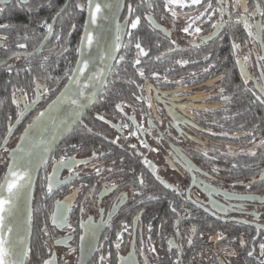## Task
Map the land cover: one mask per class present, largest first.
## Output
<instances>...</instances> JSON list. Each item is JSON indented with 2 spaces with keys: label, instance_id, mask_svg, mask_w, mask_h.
<instances>
[{
  "label": "flooded vegetation",
  "instance_id": "1",
  "mask_svg": "<svg viewBox=\"0 0 264 264\" xmlns=\"http://www.w3.org/2000/svg\"><path fill=\"white\" fill-rule=\"evenodd\" d=\"M14 2L20 3L18 8L29 16L31 11L44 8V4L33 8V0H0V24L8 25L0 29V35L8 36L7 41H0V70L8 72L16 70L21 60L38 54L53 34L48 33L43 21L38 25L42 29L43 45L39 47L40 42L36 52L18 49L17 43H24L27 35L14 34L16 25L2 21ZM151 2L153 23L150 24L143 18L148 11L143 0H125L120 23L126 27L136 15L142 19L137 29L124 31L120 47L132 51L136 59L150 60L153 72L158 75L151 74L150 79L137 86L135 101L116 103L121 108L115 106L114 113L90 112L95 120L101 121L97 125L102 131L99 136L112 147L53 151L41 169V187L37 193L38 210L43 216L40 249L33 255L28 246L24 264H43L50 253L55 264H80L82 260L84 264H101V256L105 258L102 264H128L130 259L134 264H264V252L260 249L264 243V144L260 143L264 141V104L252 102V92L260 94L256 77L264 67L256 66V56L264 54V34L245 45L247 33L241 24L234 22L243 9L233 11L229 6L231 21L227 14L203 17V22L198 24L202 28L201 36L213 31L212 23L220 19L229 22L211 39L201 41L199 36H189L181 29L188 16L194 18L203 7L178 9L181 16L173 26L163 0ZM212 3L214 8L220 6L216 0ZM228 3L231 5V0ZM129 4L134 9L131 17ZM256 4L247 0L248 11H254ZM162 16L165 18L161 19ZM253 19L260 21L261 16L257 13ZM234 39L241 44L239 56L250 53L245 71L252 78L247 85L235 63ZM137 40L147 56H137ZM169 47H174V51L168 52ZM13 52H18L19 58ZM205 56L209 59L205 60ZM180 59L189 63L176 64ZM259 63L264 66V61ZM32 87L35 92L36 84ZM16 89H23V93L15 91L20 110L29 101L24 94L29 87ZM221 95L229 100H222ZM136 96L142 99L137 100ZM41 98L33 97L36 102L23 113L12 135L20 136L25 125L40 112L37 108ZM125 124L128 126L123 127ZM9 141L0 151L11 148L18 140L12 146ZM61 156H73L88 163L78 164L75 169L78 177H72L70 183L62 186L54 185L48 193L46 177L53 172L54 160ZM96 168L101 169L99 175ZM58 175L63 180L69 175L68 169H60ZM141 179L143 184L139 182ZM65 197L69 198L65 203L71 206L67 214L71 228L56 226L51 219L56 201H64ZM159 202L165 203L169 211L167 232L154 238L156 231L152 223L159 217L151 215L148 219V210ZM125 225L127 231H123ZM90 226H95L94 235L89 231ZM45 228L47 235L42 232ZM118 232L120 241H116ZM188 239L192 240L191 245ZM117 242L119 248L115 246Z\"/></svg>",
  "mask_w": 264,
  "mask_h": 264
},
{
  "label": "snow or ice",
  "instance_id": "2",
  "mask_svg": "<svg viewBox=\"0 0 264 264\" xmlns=\"http://www.w3.org/2000/svg\"><path fill=\"white\" fill-rule=\"evenodd\" d=\"M147 4V9L143 14V18L147 20L150 24L153 23V17L151 13V9L153 8V3L151 0H143ZM217 4H219V7H213L212 0H207V3L204 2V0H163V8L166 12L170 13L172 17L173 26H175L176 22L181 16V12L179 10L184 9H191L196 7H203V11L199 12L198 15H196L194 18L191 16H188V20L184 27H182L181 31L189 36H199L201 41L209 40L212 38V36L219 32L226 23L231 21L233 19L232 12L228 11V7L231 6L233 11L237 8H242L243 11L239 13V15L235 16V23L241 24L243 26L244 31L247 33L248 39L244 41V44L246 45L249 40H257L262 38V34H264V11H261L260 4L257 3L255 6L254 11L249 12L247 7V0H231V5H229L228 0H216ZM78 9L87 8L88 10V19L85 21V32L80 37V43L84 47H91L96 41V36L92 31L88 30L89 25H96L98 18L102 16V10L104 8H110L111 6L108 4H101L97 2V0H87V4L83 3H77L75 5ZM119 7V5H117ZM128 12L129 17H131L134 13L133 6L131 4L128 5ZM214 13H219L221 17H223L225 14L228 15L229 21H225L223 19L218 20L215 23H212V32H209L207 36H201L202 28L198 26L199 23L203 22V17L207 15L209 18L213 17ZM259 14L261 16L260 21H256L253 19V17L256 14ZM187 16V13H184ZM55 18V17H53ZM165 17H161V19H164ZM128 19V18H126ZM142 17L140 15H136L135 18L130 19V24H128L125 28H121L120 24H117V32L121 31H128V29H137L138 25L141 23ZM47 28L48 33H52L53 26L51 24H48L46 21L43 22ZM8 25L0 24V29L7 28ZM75 27V25H73ZM255 29V31L253 30ZM129 36H131V32H128ZM57 40H60L61 37L59 35L56 36ZM8 36L6 35H0V41H7ZM24 39H27V36L24 37ZM45 39H47V36H45ZM117 39H119V36H117ZM44 41H41V44H43ZM176 41H172V45L175 46ZM16 47L18 49H25L26 44L25 43H17ZM135 48L137 49V56H147L148 53L145 51V49L142 47L139 40L135 43ZM241 48V44H238L235 42V39L232 43V52L235 58V63L237 66H239L241 77L243 78V83L245 85L248 84V81L252 78L248 75V73L245 71L246 65L248 64L250 60V53L245 54L242 57L239 56L238 50ZM36 49L34 48L33 51ZM66 50V49H65ZM82 51V48L78 47L76 49L77 53H80ZM168 52H173L174 47H169L167 49ZM13 56H16L19 58L18 52H13ZM163 55V54H161ZM46 59V58H45ZM124 57H121V60H123ZM205 60L209 59L208 56L204 57ZM264 61V54H258L256 56V66L257 67H264L260 65L259 62ZM82 66L79 68H72L70 71L73 73V75H69L67 72H65V76L69 81H72L76 84H79L80 75L85 73V70L88 68L89 63L91 62L90 59H83L81 61H78ZM141 63L140 59L137 58L135 60V65H139ZM176 64H187L189 63L188 60L180 59L175 61ZM41 67H43V64H41ZM209 67H212V65H209ZM9 70H11L9 68ZM208 69H204V71H207ZM140 76H144L143 69H137ZM99 73L95 74L92 77H89V80L98 79ZM158 74L156 72L152 73V76H157ZM167 79V77H165ZM257 82L259 83V87L257 88V91L260 93L259 95L256 94V92H252V95L254 97V100L252 101L255 103L256 101H259L261 104H264V70H262L261 75L259 77H256ZM33 83L36 84L35 89V95L36 96H43L45 93L49 92L50 89L46 86H42L39 83H37L36 77H33ZM135 83V81H133ZM177 83H180L177 81ZM14 87L13 92V99L12 103H17L16 97H15V91H21L23 93V89H16ZM255 87V85H254ZM65 91L62 97L58 98L57 101H53L52 104L49 105L48 112L41 111L37 114V116L33 117V122L30 123L26 129L25 132L28 133V135L22 134L20 137L21 141H29L31 130L33 128L39 127L40 124L44 121V118L49 115V113L57 107V105L62 102L64 99L70 100L71 104L77 105L78 99L72 98L73 95H83L82 90L77 89L76 92H73V90L69 87V85L64 86ZM220 92L223 93L224 89L221 88ZM135 95V94H134ZM26 97V94H25ZM137 100L142 99L141 96H136ZM222 100H229L228 96L221 95ZM35 99H32L24 104V108L20 109L16 113V119L19 120L22 113L27 111L31 106L35 103ZM151 103H149V107H151ZM117 108H121L120 104L116 105ZM11 119V117L9 118ZM101 120L104 119L103 116L100 117ZM128 125H123V127H127ZM142 127V126H138ZM255 127V126H254ZM12 133V124L9 123L7 125L6 134H5V141H7L8 136ZM131 135H135V132L130 133ZM251 134V133H250ZM253 143H255V136H253ZM260 143L264 144V141H261ZM147 146V145H145ZM73 149L76 148V145L71 146ZM5 152H8V148H4ZM21 153H25L24 146L22 144H18L17 148L15 150H12L10 152V158L8 160V168L5 175V180L3 182H0V190L4 194H0V264H24V258L28 255V249L24 245L23 237H20L17 234L16 238H10L9 233H12L14 231V228L19 229V224L14 223L13 220L9 219L10 217H14V209L17 205V200L20 197L22 191L26 190L31 186V174L27 167H25L21 161L23 160V155H20ZM27 155H31L30 152L26 153ZM93 156L96 155V153L92 154ZM204 155L207 157L208 153L205 152ZM210 159H215V157H210ZM42 163H46V160H41ZM88 161L85 160H77L73 156H61L58 160H54L53 162V172L49 174L46 179L48 181L47 184V192L51 193L53 191L54 185L56 187L62 186L65 183H70L72 177H78L79 173L75 171L76 166L78 164H87ZM145 163H148L145 161ZM235 166V165H234ZM62 168H67L69 175L64 177L63 180L59 178V170ZM111 171V169H109ZM212 171L215 172V167L212 168ZM101 172L100 168H96V173L99 175ZM140 184H143L144 181L141 179ZM84 187V185H82ZM115 187V185H113ZM106 190H108L106 188ZM75 191H79V189H75ZM123 194H121V197ZM87 198V197H86ZM68 197H65L64 201H56V209L51 215L52 223L56 226H66L68 228H71V225L68 223V217L67 214L71 210L70 204L65 203V201H68ZM84 209L81 207V212H83ZM205 211H208L206 208ZM173 212H175V209L173 208ZM215 214V213H213ZM89 231L94 235L95 234V226H90ZM123 231H127V226L125 225L123 227ZM193 232L196 231L195 228L192 229ZM42 232L44 235H47V230L42 229ZM211 238V237H210ZM219 235L217 236V239H219ZM84 237L81 236V240H83ZM107 239V237H105ZM121 240V233L116 234V241ZM63 241H58V243H62ZM188 244H192V240H187ZM241 245H243L244 241L243 239L240 240ZM117 248L120 247V243H116L115 245ZM260 249L262 252H264V243L260 244ZM152 251H155V249H151ZM177 251H179L177 249ZM248 255L251 256L252 252L249 251ZM104 257H100L101 264L104 261ZM43 264H55V260L53 259V254H49V258L45 259L43 261ZM80 264H84V261L82 260ZM128 264H134V261L131 259L129 260ZM178 264V262H176Z\"/></svg>",
  "mask_w": 264,
  "mask_h": 264
},
{
  "label": "trees",
  "instance_id": "3",
  "mask_svg": "<svg viewBox=\"0 0 264 264\" xmlns=\"http://www.w3.org/2000/svg\"><path fill=\"white\" fill-rule=\"evenodd\" d=\"M66 0H33V8L38 4H44V8L38 12H30L19 9L20 3H11L12 6L5 12L2 21L14 24L17 35H27L24 39L27 50L36 48L42 40V29L38 26L43 21L49 22L54 14H56ZM86 5L87 0H71L66 11L57 19L53 26V34L49 43L38 54L21 60L20 65L14 71L0 70V144L2 143L7 125L13 123L16 118V113L19 111L17 103H12L13 91L12 88H21L23 86L29 87L24 92L28 100H32L35 95L33 90V77H36L37 83L46 86L50 89L45 93L38 105V110L48 103L65 84L67 77L65 72L69 75L74 66L77 56L78 41L84 21L85 8L78 9L75 7L77 3ZM260 4L261 11H264V0H254ZM75 25V27H73ZM61 37L57 40L56 36ZM16 36V35H15ZM17 39V36H16ZM18 42V41H16ZM15 42V43H16ZM56 47V49H55ZM66 49V50H65ZM121 57H124L121 60ZM46 58V59H45ZM136 58L132 51H128L120 47L117 52L116 59L113 62L111 71L106 80V83L101 90V93L85 113L81 121L74 126L68 136H66L60 145L54 150L58 151L60 148H72L76 145L79 150H89L91 148H102L106 150L112 146H108L106 140H102L99 133L102 131L98 129L99 120L90 113L92 110L99 111V114H108L116 111V103L126 101L127 103L135 101V95L138 93V85L142 84L144 79H150L154 71L150 60H140L139 65H135ZM43 64V67H41ZM143 69L144 76H140L137 69ZM135 81V83H133ZM23 85V86H22ZM135 94V95H134ZM16 97V94H15ZM36 103V104H38ZM35 104V105H36ZM11 117V119H9ZM16 134L12 135L9 143L14 139ZM53 152V153H54ZM6 161L0 171V178L6 168ZM42 171V170H41ZM41 171L37 178L31 210V234L29 246L33 255H37L41 245V223L42 214L38 210V189L41 187ZM149 218L157 215L159 219H153L152 228L156 231L154 238L161 237L167 232V215L169 214L167 205L165 203H154L152 208L148 210ZM152 215V216H151Z\"/></svg>",
  "mask_w": 264,
  "mask_h": 264
},
{
  "label": "water",
  "instance_id": "4",
  "mask_svg": "<svg viewBox=\"0 0 264 264\" xmlns=\"http://www.w3.org/2000/svg\"><path fill=\"white\" fill-rule=\"evenodd\" d=\"M70 1L71 0L65 1L61 9L54 16L55 18L52 19L51 25L66 11ZM97 2L101 3L102 5L108 4L111 7L104 8L102 10V16L98 18L96 25L88 26V30L92 31L96 36V41H94L91 47H84L80 43V37L85 32V21L88 19V10L85 7L84 21L77 46V48H82V51L77 53L73 66V68H79L82 65L78 61L90 59L91 62L89 63L88 68L85 70L84 74L80 75L79 84L67 79L58 93L50 101H48V103H46L40 112H48L49 105L52 104L53 101H57L58 98L63 96L65 91L64 86L66 84L69 85L73 92H76L77 89L82 90L83 95H73L72 97L78 99V104L73 105L71 104L70 100L64 99L49 113L48 116L44 118V121L39 127L33 128L31 130L29 141H21L18 139L15 145L9 148L8 151L7 165L0 182L5 180L10 152L15 150L18 144H22L24 146L25 153L20 154L23 155V160L21 163L29 169L32 178L31 186L22 191L20 197L17 200V205L14 209V217L9 218L13 220L14 223L19 224L18 232L17 229L14 228V231L8 234L9 237L16 238L17 234L20 237H23L24 245L27 249L31 234V210L34 187L39 173L45 164L42 163L41 160L43 159L48 161L53 151L60 145L63 139L70 134L74 126L81 121L82 117L93 105L106 83L118 49L124 37V31L119 33L117 32V24L119 23L122 29L125 28L124 25L120 23L125 0H97ZM117 5H119V7H117ZM117 36H119V39H117ZM42 45L43 44H41L39 47ZM97 73L100 74L98 79L89 80V77H92ZM70 75H73V73L71 72ZM20 119L14 120L12 123V133L8 136L7 141H5L4 137L2 143L0 144V148L5 146L10 140L18 123L20 122ZM32 122L33 119L25 125L24 132L22 134L28 135V133L25 132V129ZM28 152H30L31 155H27L26 153ZM0 194H4L2 190H0Z\"/></svg>",
  "mask_w": 264,
  "mask_h": 264
},
{
  "label": "rangeland",
  "instance_id": "5",
  "mask_svg": "<svg viewBox=\"0 0 264 264\" xmlns=\"http://www.w3.org/2000/svg\"><path fill=\"white\" fill-rule=\"evenodd\" d=\"M23 132H24V128L21 131L20 136H19V134H17L14 137V139L9 143V146H12L18 140V137L20 139ZM6 157H7V152H5L4 150H1L0 151V170L2 169L3 164H5L4 162H5Z\"/></svg>",
  "mask_w": 264,
  "mask_h": 264
}]
</instances>
